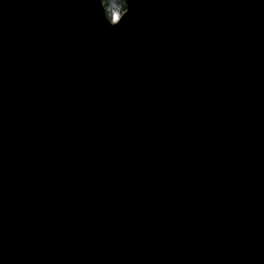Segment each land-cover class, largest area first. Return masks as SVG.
Wrapping results in <instances>:
<instances>
[{
	"label": "water",
	"instance_id": "95a60500",
	"mask_svg": "<svg viewBox=\"0 0 264 264\" xmlns=\"http://www.w3.org/2000/svg\"><path fill=\"white\" fill-rule=\"evenodd\" d=\"M129 2L0 0V264H264V0Z\"/></svg>",
	"mask_w": 264,
	"mask_h": 264
},
{
	"label": "trees",
	"instance_id": "16d2710c",
	"mask_svg": "<svg viewBox=\"0 0 264 264\" xmlns=\"http://www.w3.org/2000/svg\"><path fill=\"white\" fill-rule=\"evenodd\" d=\"M106 9L108 18L117 21L126 10L125 0H102Z\"/></svg>",
	"mask_w": 264,
	"mask_h": 264
},
{
	"label": "clouds",
	"instance_id": "9594fccd",
	"mask_svg": "<svg viewBox=\"0 0 264 264\" xmlns=\"http://www.w3.org/2000/svg\"><path fill=\"white\" fill-rule=\"evenodd\" d=\"M108 19V18H107ZM108 22H109V19H108ZM110 25H113V26H115V23L113 22V23H109Z\"/></svg>",
	"mask_w": 264,
	"mask_h": 264
},
{
	"label": "rangeland",
	"instance_id": "374dc122",
	"mask_svg": "<svg viewBox=\"0 0 264 264\" xmlns=\"http://www.w3.org/2000/svg\"><path fill=\"white\" fill-rule=\"evenodd\" d=\"M125 1H126V0H125ZM128 7H129V6H128V4L126 3V10L128 9ZM126 10H125V11H126ZM119 18H120V17H119ZM114 22H115V21H114Z\"/></svg>",
	"mask_w": 264,
	"mask_h": 264
},
{
	"label": "bare ground",
	"instance_id": "6f19581e",
	"mask_svg": "<svg viewBox=\"0 0 264 264\" xmlns=\"http://www.w3.org/2000/svg\"><path fill=\"white\" fill-rule=\"evenodd\" d=\"M128 4H130L129 0H127Z\"/></svg>",
	"mask_w": 264,
	"mask_h": 264
}]
</instances>
